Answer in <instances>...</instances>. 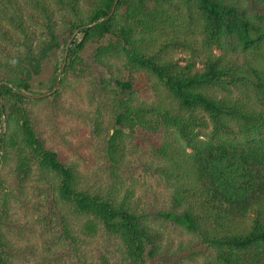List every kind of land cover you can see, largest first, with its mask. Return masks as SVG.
Instances as JSON below:
<instances>
[{"label":"trees","instance_id":"1","mask_svg":"<svg viewBox=\"0 0 264 264\" xmlns=\"http://www.w3.org/2000/svg\"><path fill=\"white\" fill-rule=\"evenodd\" d=\"M115 1L0 0V185L10 160L20 190L38 173L86 219L83 228L121 242L124 264H144L169 240L120 191L118 174L126 130H144L171 193L158 216L216 264H264V0H117L109 16ZM79 71L96 75L94 91L112 111L106 191L82 186L33 110L61 96L32 98L44 84L50 91L59 75L63 86ZM0 197V264H26L5 230L10 196Z\"/></svg>","mask_w":264,"mask_h":264},{"label":"rangeland","instance_id":"2","mask_svg":"<svg viewBox=\"0 0 264 264\" xmlns=\"http://www.w3.org/2000/svg\"><path fill=\"white\" fill-rule=\"evenodd\" d=\"M175 57L188 55L177 52ZM94 75L88 71L69 74L66 84L59 83L57 103L53 99L39 101L33 110L49 146L78 167L82 186L106 191L114 184L106 152L114 126L112 111L103 106L99 90L92 86ZM49 85L41 87V94L51 91ZM126 133V157L118 170L120 191H131V199L169 240L167 251L155 258L147 256L144 264H216L211 252L179 224L158 216V212L170 209L171 193L159 171L154 143L144 130ZM13 167L14 160H10L1 170L6 182L0 185V196L4 192L10 196V220L5 230L25 252L26 264H124L118 239L101 230L91 233L83 228L86 219L75 214L38 173L22 190L16 188Z\"/></svg>","mask_w":264,"mask_h":264},{"label":"water","instance_id":"3","mask_svg":"<svg viewBox=\"0 0 264 264\" xmlns=\"http://www.w3.org/2000/svg\"><path fill=\"white\" fill-rule=\"evenodd\" d=\"M116 3H117V0L115 1L114 5H113V7H112V10H111V12H110V14H109V16L114 12V9H115V5H116ZM109 16H108V17H109ZM66 55H67V52L65 53V60H64V62H63V64H62V66H61L60 74H61V72L63 71V69H64V67H65V64H66ZM59 83H60V75H59V78L57 79L56 86H55L50 92L45 93V94H41V95H35V96H33V97H42V96H45V95H48V94L54 92V91L58 88Z\"/></svg>","mask_w":264,"mask_h":264}]
</instances>
